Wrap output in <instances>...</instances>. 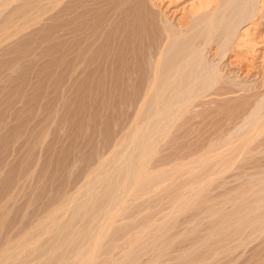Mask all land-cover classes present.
Listing matches in <instances>:
<instances>
[{
    "label": "rangeland",
    "instance_id": "1",
    "mask_svg": "<svg viewBox=\"0 0 264 264\" xmlns=\"http://www.w3.org/2000/svg\"><path fill=\"white\" fill-rule=\"evenodd\" d=\"M53 1L0 0V264H264V0L224 56L197 39L221 82L168 115L127 80L118 31L86 47ZM251 25L257 53L236 46Z\"/></svg>",
    "mask_w": 264,
    "mask_h": 264
},
{
    "label": "bare ground",
    "instance_id": "2",
    "mask_svg": "<svg viewBox=\"0 0 264 264\" xmlns=\"http://www.w3.org/2000/svg\"><path fill=\"white\" fill-rule=\"evenodd\" d=\"M170 1L171 2L166 9H164V6L166 5L164 4V2H166L165 0H160V2L158 0H54L53 2H57V5L59 6V9H57L56 12L58 17L63 18L65 13L68 15L66 20L68 21L69 26L72 27V33L77 35L81 31V33L85 34L84 44L86 47L94 43L89 41L93 34V30L101 31L102 36L105 35V33H107L108 36L114 35L118 31L116 45L118 46L117 48L120 47L126 54L124 59L121 58L122 63L123 61L125 63H123L127 70L125 71L127 73L131 71L130 69L129 71L127 69L130 64H132L130 65V68H133L132 66L134 65H140V67H138L139 69L135 66L138 71L134 69V71L137 72L135 73L137 75H133L134 71L132 70L133 73L131 72V75L134 77L132 76L130 78L129 72V78L126 76L128 78L126 79L132 82V84L134 83L133 86L135 85V82L138 84L137 95L141 93L142 95L140 94L139 96H149L147 101L146 98L143 100V102L146 101L144 104L146 103L149 105V107H147V109L150 108L149 112L152 110L151 108L153 105L158 104L157 106L160 105L159 108L161 109L157 111H160V113L161 110H163V112L167 111L168 115V109L170 107L173 109L175 104V106H177L178 101H185V103H179L178 106H182L190 100L195 101L193 98L200 96L203 93L205 94L206 91L213 89L214 86L221 82L219 77L220 71L215 70L216 67H212L214 64L210 65L209 63V66L205 63L204 51L202 47L197 46L199 44L198 42L196 45L197 39L202 38L201 43H203V46L205 47V45L208 46L212 44L213 41L215 42V40L221 38L222 42L221 39L219 40L221 45L220 50L223 52L224 50H227V47L233 42L234 36L237 34L236 32H238L240 26L247 23V21H250L255 13V10L253 9L255 0H191V2L188 3V6L184 9L187 12V16L182 15L176 26L169 23L166 12L167 10L171 12L169 7L176 0ZM238 5H240L239 8ZM155 6L162 7H159L160 11H156V9H154L156 8ZM103 7H106L107 9L105 13H102L105 17L102 22H100L101 14L99 11ZM251 27L252 25L242 30L241 35H239V40L237 39L238 42L236 43V46L238 45V47L241 48L248 47L247 53L250 49H253L252 53H257L258 49L254 46H259V39H257L255 33H251L252 29H255L254 26L252 29ZM105 36L106 38L108 37L107 35ZM262 38L263 37H261V39ZM76 42L78 43V39ZM119 51L122 52L121 50ZM128 51H130L129 55ZM227 52H225V55ZM120 55L121 54L117 55L116 58ZM222 56H224V52ZM122 57H124V55ZM121 59L116 60H119L118 62H120ZM152 60H155V62ZM152 62H154V65ZM121 66L122 65H120V67ZM139 71L142 73V76ZM250 72L251 71L248 70V73ZM138 73L141 76L139 78L136 77L139 76ZM129 81H124V83H128ZM259 99L256 111H260L262 106L264 109V97ZM193 101H191V103ZM144 104H142V106H144ZM186 105H190V102ZM185 106L183 109H185ZM183 109L179 110L178 107L177 110L180 112ZM261 111L259 114L262 113ZM152 113L155 114V112ZM174 114H172V117ZM170 115L171 113L169 116ZM159 116L162 117L160 114ZM164 116L162 117L163 120H165ZM153 117V115H149L143 117V119L145 121L147 120L149 123ZM161 117H159V120L157 121L158 123L155 124V129H161L159 131L163 132L162 130H164L165 126L160 121ZM173 120L175 119L173 118ZM260 120L263 121L261 122ZM159 121L162 124L159 123ZM170 121H172V118ZM170 121L169 123H171ZM165 122H167V119ZM162 125L164 126L162 127L163 129L160 127ZM262 130H264V114L261 115L258 120L256 119L253 127L250 129V132L254 133L251 136L253 137L251 138V141H254L257 133L259 134ZM158 135H160V133ZM151 136L153 137V135ZM151 136L148 135L147 138L149 139ZM145 138L143 141H145ZM145 142L141 143L145 145Z\"/></svg>",
    "mask_w": 264,
    "mask_h": 264
}]
</instances>
